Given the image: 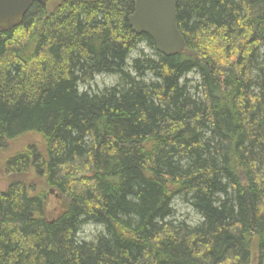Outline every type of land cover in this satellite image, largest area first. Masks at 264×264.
Here are the masks:
<instances>
[{"label": "trees", "instance_id": "16d2710c", "mask_svg": "<svg viewBox=\"0 0 264 264\" xmlns=\"http://www.w3.org/2000/svg\"><path fill=\"white\" fill-rule=\"evenodd\" d=\"M133 9L33 3L0 29V151L37 141L0 156V264H264V0H178L172 56ZM101 74L117 83L80 90ZM176 197L197 224L170 221Z\"/></svg>", "mask_w": 264, "mask_h": 264}, {"label": "water", "instance_id": "95a60500", "mask_svg": "<svg viewBox=\"0 0 264 264\" xmlns=\"http://www.w3.org/2000/svg\"><path fill=\"white\" fill-rule=\"evenodd\" d=\"M49 0H0V29L16 26L33 3ZM178 0H134L128 23L136 34H146L158 53L172 56L185 48V39L177 27Z\"/></svg>", "mask_w": 264, "mask_h": 264}, {"label": "rangeland", "instance_id": "374dc122", "mask_svg": "<svg viewBox=\"0 0 264 264\" xmlns=\"http://www.w3.org/2000/svg\"><path fill=\"white\" fill-rule=\"evenodd\" d=\"M53 0H49L46 4H50ZM140 52L145 55L152 56V51L145 45L140 44L137 50L131 53L130 58H135L141 56ZM264 59V57H263ZM187 79L191 80V84L197 82V76L194 73L187 75ZM117 83V76L112 74H101L93 78L85 86H80L81 91H88L91 93L100 92L105 88H109ZM32 142H37L36 138L32 136H25L24 138L18 140L15 144H10L5 151H0V156L5 157L14 153L17 147L22 145L30 144ZM10 179L5 175L0 169V189H5ZM65 204V199L60 195L56 194L52 189L49 190L47 196V202L44 210V214L47 218L56 216L63 208ZM173 215L170 221L175 222H186L187 224H197L200 221L198 214L191 208L189 203L183 197H176L172 204ZM103 233V227L99 224L93 222H85L81 225L80 231L78 233V238L82 241H93L98 235Z\"/></svg>", "mask_w": 264, "mask_h": 264}]
</instances>
